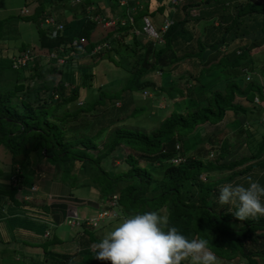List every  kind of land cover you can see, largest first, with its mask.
Wrapping results in <instances>:
<instances>
[{"label": "trees", "instance_id": "obj_1", "mask_svg": "<svg viewBox=\"0 0 264 264\" xmlns=\"http://www.w3.org/2000/svg\"><path fill=\"white\" fill-rule=\"evenodd\" d=\"M64 1L38 0L33 13L30 10L28 14L18 16L21 20H33L36 23L39 50H35L38 53L35 54V61L30 60L25 67L20 68H26L29 74L19 76V69L14 68L15 75L12 79H7L8 86L0 83V148L2 153L9 157L4 163L0 161V176L7 173V179L14 181V184L13 181L9 183L8 189H0L1 208L5 205V198L14 210L25 207L22 205L24 203L16 199L15 193L24 179L22 168L33 153L39 157L38 163L40 160H46L52 163L49 166L51 169L58 171L59 176L54 177L53 183L57 178L61 179V184L73 178L76 182L84 181L83 185L96 186L106 192L101 195L103 198H98L107 210L118 207L119 212L121 210L127 215L156 211L167 218L168 226H175L189 239L208 240L209 247L217 259L224 260L221 264H234V259L241 264H264V216L240 220L233 214L236 204L233 207L230 204L221 205L217 200L219 189L226 183L247 186L249 178L259 183L264 182V157L255 163L235 169L246 161L264 155V133L260 135L261 142L258 143L254 154L238 159L232 158L229 153L204 161V153L191 158L188 155L185 157L180 151L186 136L203 124H217L228 110L236 114L243 112V116L235 118L234 121L235 126H243L248 121L247 111L240 101L235 102L236 97L254 105L262 104L261 110L263 109L264 69H258L257 75L252 74L256 68L251 66L253 62L249 59V51L261 43L264 44V0H186L187 2L180 6L181 9L176 7L174 13L167 16L171 18L172 23L163 32L161 42L152 39L141 42L143 36L140 37L133 31L135 27H140L144 16L152 18L151 15H155V11L162 13L165 10L160 6L155 11H150V0H126L124 4H120L119 0H102L107 6L113 7L109 17L116 16L127 20L124 25L117 22L110 26L111 30L106 31L102 38L97 37L104 25L92 21L88 15L103 16L96 1L74 2L76 9L72 22L66 26V21H63V29L56 37H51L52 27L45 29L41 26L44 19L51 16L45 6L47 3ZM88 6L92 8L88 10ZM192 9H197L194 16L190 15ZM181 11L184 12L182 17ZM128 13L135 19L133 24L128 22ZM11 20L4 22L5 27L1 23L0 40L7 41ZM190 21H206L208 24L205 35L195 39L196 51L189 49L194 38L187 29ZM253 34L255 37L249 45L244 44L236 49L227 48L233 37ZM127 35L136 48L129 47L124 41ZM74 38H84V41L71 46ZM222 47L226 49L221 50ZM34 48L29 47V51L34 53ZM18 49L25 50L27 46ZM51 51L63 57L64 63L58 64L48 57V62L42 63L40 56H47ZM0 53L1 72L6 66L11 67L12 56L8 57V53L1 48ZM20 53H13V57L19 56ZM104 55L108 62L124 69L128 75L124 76L119 84L112 80L116 78H109L106 83L110 85L104 87L103 83L97 82L98 91L92 100L76 106L74 110L59 112L62 106L76 103L78 98L84 99L87 84L90 87L93 80H98V68L108 73L101 67ZM182 63L198 67L196 76L191 80L193 85L186 93L184 81L170 80L166 95L183 98L185 111H178V104L174 102L173 107L166 110L165 116L153 129L146 131L138 127L119 126L109 132L102 142L96 139L107 127L103 126L91 133L83 123L76 126L79 121L90 115L100 118V115L106 116L108 112L109 115L110 112L121 113L132 104L136 91L143 94L155 87L150 81L143 83L141 77L155 71H172ZM216 69H221L228 77L209 87L201 83L207 72ZM247 73L252 74L249 81H246ZM188 80L190 78L185 79V82ZM161 88L155 96L162 92ZM56 93L58 98H54ZM118 102L120 105L116 106ZM145 111L146 106L141 105L135 107L130 116H139ZM98 121L102 123L103 119ZM249 121L251 124L256 122L253 118ZM258 126L261 127L260 124ZM244 129L251 140L254 136L251 127L244 126ZM99 144L103 150L97 149ZM120 145L130 150L127 157H124L127 167L111 174L102 166L101 161L113 154ZM178 152L185 159L174 164L170 160ZM211 153L213 155V152ZM117 157L118 155H114V158ZM3 166L8 167V171L3 169ZM251 170L257 172L251 175ZM259 170L262 172L260 176ZM202 174L204 178H201ZM238 180L240 181L237 183ZM113 196L114 204L108 205L107 200H112ZM82 199L74 198L70 193L69 197L61 200L59 204L65 208L63 220L67 221L73 217L68 214L69 202L73 205L96 202L92 199ZM58 200L55 199L50 205L57 204ZM1 208L0 217L3 216ZM48 208L49 206L43 210L47 213ZM120 214L117 212L116 218ZM16 222L12 225L9 223L12 230L16 228ZM45 223L47 224V221ZM31 225L28 223L26 226ZM77 227L81 234L62 240L50 234V230L45 226L48 235L37 245L42 247L46 257L35 264H111L110 261L94 257L95 244L104 238L98 232L101 226H88L86 221L82 220ZM12 235L20 238L18 234ZM53 240L63 243L64 246L72 244L77 248V252H52L49 246L55 244ZM10 253L13 254L14 251Z\"/></svg>", "mask_w": 264, "mask_h": 264}, {"label": "rangeland", "instance_id": "obj_2", "mask_svg": "<svg viewBox=\"0 0 264 264\" xmlns=\"http://www.w3.org/2000/svg\"><path fill=\"white\" fill-rule=\"evenodd\" d=\"M74 0H65L64 2L60 3H52V4H46L45 9L48 11L52 17H55L63 23V21H66V26L69 25V23L72 22L73 20V15L75 14V6L76 4L73 3ZM96 5L102 10V15L103 17L111 16V8L107 6L102 0H95ZM119 1H126V0H119ZM141 1V0H137ZM231 1V0H230ZM179 2V4H175ZM186 0H150V5L149 9L150 11H155L157 7L163 6L165 10H163L162 13H158L155 11V15H151L152 18L149 17V19H152V23L154 27L156 28L157 31L160 32V28L164 24L165 17L171 15L174 13L175 8L177 7L178 9H181V5L183 3H186ZM141 3V2H140ZM38 4V0H0V26L1 23L5 27V23L12 19L9 22V28H8V38L7 41L0 40V48L8 53V57L12 56L11 59V67L8 68H3V71L0 72V83L4 86H8V80L7 79H12L15 75V69H19L18 74L19 76H26L29 74V72L26 70V68L20 69L22 67H25L26 65L14 67V59L17 56L13 57V53H18L19 51L22 52V50H19L18 47H24L27 46V49L35 47L34 48V53L30 52V59L32 58L33 61H35V54H38L36 51L39 50L37 47L39 43V37H38V30H37V25L33 20H21L19 19L18 16H22L20 14V9L22 7H27L31 11L34 9V6ZM94 7V6H93ZM160 12V11H159ZM33 13V11H32ZM20 14V15H19ZM25 14V13H24ZM197 14V9H192L190 12V15H196ZM184 15V12L181 11V17ZM18 17V18H17ZM169 18V17H168ZM18 19V20H17ZM171 19V18H170ZM215 21V19L213 20ZM5 22V23H4ZM209 23V22H208ZM217 21L214 22L216 24ZM207 22L206 21H200V22H194L190 21L187 25V29L194 35L193 40L191 41L190 44V50H197V45H196V37L199 36H204L205 33L207 32L206 27H207ZM113 25H108V26H103L102 27V32L101 34L97 37H103ZM45 27V25H43ZM111 30V29H110ZM140 36V35H138ZM143 36V35H141ZM140 36V37H141ZM255 37V35H250V36H240V37H233L232 42L227 46L229 49H236V47H240L244 44L249 45L252 42V39ZM141 42H145L150 40L149 38L143 36L141 39ZM124 41L127 42L129 47L136 48L135 45L132 42V39L130 38L129 35H127L124 39ZM159 43V42H158ZM157 43V46L159 44ZM262 44V45H261ZM257 45L255 48L251 49L249 51V59L253 62L251 64L252 67L256 68V71L252 72V74H256L258 72V69H264V44L261 43ZM36 50V51H35ZM222 50V49H221ZM1 54V53H0ZM107 55V54H106ZM106 55L103 56V60H101V67L105 70H107L108 73H104L102 69L97 70L96 76L98 80H93V83L90 85L87 84L85 88V94H84V99L83 98H78L77 102L69 104V105H64L60 108L59 112L66 111V110H74L76 106L78 105H84L86 102L92 100L95 97V94H97V82L103 83L104 86L110 85L109 83H106V81L109 78H116L112 79L114 80V83L119 84V81L124 79V76L128 75V72H126L124 69L115 67L113 64L107 61ZM3 56V55H2ZM46 54L40 56V60L43 62H48L47 57H45ZM45 58V61H44ZM1 59V57H0ZM120 60L122 57L119 58ZM47 68H50V66H46ZM198 68V67H197ZM197 68L192 67L191 65H188L187 63H182L179 65L177 68H175L172 71L168 72H161V71H155L151 72L147 75H144L142 78V82L144 83L145 81H150L152 84L155 85V87L152 90H147V92L141 94L139 91L135 92L134 98L132 101V104H130L124 111L121 113H111L109 115V112L106 113V116H99L100 118H96V116H91L82 119L81 121L78 122L79 126L81 123H83L90 131L91 133H95L98 131L101 127L105 126L107 129L103 132V134L96 139L98 142H102L105 140V137L108 135L109 132L113 131L119 126H126V127H138V128H143L146 131H149L153 129L154 127L157 126L158 122L162 120V118L165 116V112L168 109H171L173 107V103H177L178 105L176 106L178 111H185V102L183 98L178 99L179 96H176L173 98L172 96L166 95L167 89L170 87V80H176L177 82H183L185 85V91L187 93V90H189L190 86L193 85V82L191 80L196 76L197 74ZM111 69V71L109 70ZM82 72V70H81ZM182 73V74H181ZM181 74V75H180ZM249 73V77H246V81H249L248 78L251 77L252 75ZM183 75H186L185 77ZM170 76V77H167ZM182 77V78H181ZM225 77H228L227 73L223 72L221 69H216L210 72H207L202 79L201 83H203L205 86L209 87L211 85L217 84L218 81L223 80ZM259 77V75H258ZM188 82H185V79H189ZM261 79V77H260ZM111 80V81H112ZM89 82V81H88ZM174 84V83H173ZM1 85V86H2ZM42 85V84H41ZM160 87H162V92L155 96V93H157L160 90ZM115 86H113V89ZM198 90V88L196 89ZM83 93V91H82ZM116 94L114 93V96ZM245 107V110L247 111V120L245 124L242 126H235L234 121L235 118L239 119V117L243 116V112L235 113L233 111H229L226 113L224 118L219 121L217 124H203L199 127L196 128V130L186 136L184 138V143L182 144L183 147L180 148V151H182L185 154V157L188 155L191 158H195L198 156L199 153H204V161L209 159H215L219 155L224 154H231L232 158H241L243 156H247L250 154H254V152L257 149V145L259 142H261V134L264 133V107L261 110L262 104H253L251 102L244 101L241 97H236L235 102H239ZM120 102L116 104V106L120 105ZM141 105L146 106V111L142 113L139 116H134L131 117L130 113L135 107H140ZM175 108V107H174ZM251 110L250 112H248ZM154 112L156 114L154 115ZM152 114V115H151ZM238 115V116H237ZM102 117V118H101ZM159 117V118H158ZM84 118V117H83ZM250 118L254 121L253 124L250 123ZM98 119H103L102 123L98 121ZM114 121V122H113ZM116 121V122H115ZM113 123L112 125H110ZM258 124L261 125V127L258 126ZM244 126L251 127V131L254 133L253 140L248 139V132L245 131ZM255 139V140H254ZM98 150H103V147L101 144H99ZM201 150V152H200ZM130 150L126 148L124 145H120L118 149L113 151L110 156H106L102 161V166L105 169H108L111 174L114 172L117 173L119 171L125 170L127 167L126 162L124 161V157H127V154ZM211 152H213V155L211 156ZM114 155H118L117 158H114ZM264 157L261 156L259 158H256L254 160H249L246 161L245 163L237 166L235 169L238 170L239 168H242L246 166L247 164L250 163H255L258 160H261ZM8 155H5L2 153V148H0V161L6 162L8 160ZM39 160V157L35 154H31L28 162L24 165L22 168L23 174H24V179L20 184L18 185L17 191L15 193V197L18 201H21L24 209L30 210V212H40V207L44 205L45 203H49L51 201H55V199H59V197H56L55 195L52 194H46L44 191V186L50 184L52 181H55V176L59 173L58 171L51 169L49 166L52 163H48L46 160H40L39 163L37 162ZM4 165V164H3ZM8 167L3 166V169H7ZM158 169V167H155ZM8 171V169H7ZM252 171V170H251ZM249 172L251 175L255 174L257 171H252ZM227 172V171H226ZM264 173V172H263ZM9 174V173H8ZM262 172L259 170L258 175L260 176ZM157 175V174H156ZM59 176V175H57ZM8 175L7 173L0 176V189L5 190L9 188V183H12V179H7ZM54 178V179H53ZM201 178H204V175L202 174ZM61 179L57 178L56 182L57 184H60ZM81 182H76L73 178H70L66 180L63 184L70 190L72 196L74 198H83L82 200L86 199H92L98 202V205L100 206L99 209L104 208L103 203L101 202V199L98 197H101L103 193H106L104 191H101L99 188L96 186H88V185H83L82 180ZM240 180L237 181V183ZM14 184V181H13ZM262 186H264V182H260ZM235 185V184H234ZM100 190V191H99ZM54 196V197H53ZM103 198V197H101ZM264 198H262L263 200ZM6 202L5 205L0 206L3 212V216L0 217V236L5 237V235H12L10 234V225L6 226L7 221L3 220L1 222V218L3 217H8L7 215V206L11 208V205L9 204V200L5 198ZM109 200V199H108ZM49 201V202H48ZM112 202V201H111ZM113 203V202H112ZM107 204L109 202L107 201ZM69 205H72L71 202H69ZM231 207H233L235 204H230ZM4 208V209H3ZM21 209L17 211V214H21ZM110 209V208H109ZM110 214L103 218V219H98L96 220L94 215L91 217L86 218L85 220L91 221L87 223L88 226L92 227H100L99 229V234H101L103 237H105L112 228H114L121 219L125 215H127L125 212L122 213L118 207H113L110 209ZM45 212V211H44ZM117 212L120 214L119 217L116 218ZM164 214V213H163ZM22 215V214H21ZM115 217V218H114ZM113 220H112V219ZM38 222V220H37ZM47 229L50 230V232H54L56 230V234L60 235L63 238H71L78 236V234H81V231H77L78 225L76 223H68L66 220H62L59 225H56L57 229H54L52 227V224L47 221V224L45 225ZM40 227V226H39ZM12 233L14 232L16 235L21 234L22 236V230L18 228V226L14 229V231H11ZM11 237V236H10ZM102 238V237H101ZM26 239V238H22ZM30 241H37V240H30ZM36 243V242H34ZM13 242L9 244L1 243L0 242V257L1 256H7L6 254H3V252L6 253L8 249H13L15 250L14 258L15 261H11L13 263L11 264H23V256H25L24 253H26L28 256L38 258L41 257V250L38 249L35 244H25V243H19L15 245V248H12ZM69 244L64 246L63 244H57V245H52V248H55L58 252H71V253H76L77 248H75L74 245ZM32 246V247H31ZM24 252V253H23ZM2 253V254H1ZM27 256V257H28ZM13 258V259H14ZM191 264L190 261H186ZM224 260H219L217 259V264L223 263ZM234 264H241L237 259H234L233 261ZM2 264H4L2 262Z\"/></svg>", "mask_w": 264, "mask_h": 264}, {"label": "clouds", "instance_id": "obj_3", "mask_svg": "<svg viewBox=\"0 0 264 264\" xmlns=\"http://www.w3.org/2000/svg\"><path fill=\"white\" fill-rule=\"evenodd\" d=\"M141 27L142 23L133 31L141 30ZM262 198L264 186L249 178L247 186L224 184L219 189L217 200L221 205L236 204L234 216L245 220L264 216ZM94 247V257L111 264H184L186 261L217 264V256L209 247L208 240L189 239L175 226H168L167 218L156 211L124 216Z\"/></svg>", "mask_w": 264, "mask_h": 264}, {"label": "crops", "instance_id": "obj_4", "mask_svg": "<svg viewBox=\"0 0 264 264\" xmlns=\"http://www.w3.org/2000/svg\"><path fill=\"white\" fill-rule=\"evenodd\" d=\"M114 17H116V16H114ZM54 18L57 21H59L56 18V16ZM165 18H167V17H165ZM59 22H61V21H59ZM140 25H141V23H140ZM47 28L48 27H45V29H47ZM44 191L46 192V194L50 193L52 195H55L56 197H59V200L56 201L57 204H54L53 206H51L50 204L53 203L54 201H51V202L48 201L49 203H47V204L45 203L44 205H42V207H40V212H37V213L30 212V210H26V209L22 208V211H21L22 215L16 213L19 210H14L15 208L13 209L12 207L10 208L9 205L7 206V208H8V210H7L8 215L7 216L8 217L1 218L2 219L1 222L6 219L5 221L8 222V223H6V226H7V225H9V223H10V225H12V223H14V221L15 222L17 221L15 223L16 227L18 226V228H20L22 230L23 234H22V236H20L21 234L19 233L18 236L20 238H18V239H17V237L15 238L13 235H5V237L0 236V242L1 243L9 244V243L13 242L14 244H13L12 248H15V245H17L19 243H25V244L30 243V244L37 245V243L42 242L45 238V232H46L45 221L52 223V227L54 229H57L56 225L57 226L59 225V223L63 220L64 215H65V213H64L65 208H63L59 203L61 202V200H63L64 197H69L71 192L63 183L57 184V183H53V182L44 186ZM92 201H94V200H92ZM96 202H95V204L93 202H91V203L90 202L89 203L84 202V203H80V204H76V205H73V204L68 205V208H69L68 214L76 215V216L81 217V218L91 217L92 215H94V213L100 207L99 205H97L98 202L97 203ZM43 206H44V208H43ZM47 206H49L48 211H47V213L45 212V214H44L43 209L47 208ZM41 208H43V209H41ZM12 213H14V215H12ZM28 215H31V216L28 217ZM19 216L22 218H20ZM11 217H13V219H11ZM15 219H17V220H15ZM37 220H38V222H37ZM28 223H30L32 225L30 227H27L26 225ZM14 229L15 228H13V230ZM11 231H12V227H10V234H12ZM50 234H54L58 239H62V240H68L69 239V238H63L60 235H57L56 230L54 232L51 231ZM22 238H26V239H23L24 241H22L21 240ZM32 239L37 240V241H30ZM56 241L57 240L54 241L55 242L54 245H57L58 243L63 244L61 242H56ZM34 242H36V243H34ZM51 246H49V249L52 252H58L57 250H55V248H52ZM36 247L41 250V257L34 258L31 256H28L26 253L23 252L25 254V256H23V258H22L23 264H35L36 262L45 259L46 256L43 255L42 247H39L38 245ZM11 251L15 252V250H13V249H8V251H6V253L3 252L7 256L0 257V264H2V262L4 264H11V263H13L11 261H15V258H14L15 254L14 253L11 254L10 253Z\"/></svg>", "mask_w": 264, "mask_h": 264}, {"label": "built area", "instance_id": "obj_5", "mask_svg": "<svg viewBox=\"0 0 264 264\" xmlns=\"http://www.w3.org/2000/svg\"><path fill=\"white\" fill-rule=\"evenodd\" d=\"M81 0H74V2H80ZM125 2L124 1H120V4H124ZM176 4V2H175ZM92 7L91 6H88V10L91 9ZM30 12V9H28L27 7H22L20 9V14H28ZM89 19H91L92 21L96 22V23H102L104 26H108V25H114V24H117V22H119L120 24L124 25L127 23V20L125 18H119V17H109V18H105L103 16H101L100 14H89ZM128 22L130 24H133L134 23V18H133V15H130L128 13ZM172 23V20L170 18H165V21H164V24L162 25V27L160 28V32L156 30V28L154 27L152 21L144 16L143 17V22H142V27H141V30H134L135 33L137 34H143L145 35L147 38L149 39H152V40H158V41H162V34L163 32L167 29V27ZM43 25H45V27H52L50 29V36L51 37H56L57 34L59 33L60 30L63 29V23L62 22H59L57 21L54 17L52 16H48L44 19L43 23L41 24V26L43 27ZM44 27V28H45ZM84 41V38H80V39H76L74 38L70 45L71 46H75L77 45L79 42H83ZM223 50L225 48H222ZM237 53H239V51H237ZM49 59H52V60H55L58 64H62L64 63V58L61 57V56H58V54H56V52H49L47 54V56ZM32 60V58L30 59V51L29 49H25L23 50L19 56L15 57L14 61V67H18V66H22V65H26V63L28 61ZM247 76L249 77V73H247ZM246 76V77H247ZM249 79V78H248ZM54 98H58V94H54ZM256 101H258L256 99ZM212 155V153H211ZM185 157L182 156V154H180L179 152L171 158V162L176 164V163H180L181 161H184ZM114 199H115V196H113L112 200H107L109 202L110 205H113L114 204ZM113 203H112V202ZM110 214V210H107L106 208H102V209H98V211L96 212V215L94 217H96L95 219L98 220V219H103L105 217H107L108 215ZM86 218H81V217H78L76 215H73V217L71 218H68L66 222L68 223H72V226L74 223H76L78 226L80 225V222L82 220H85ZM108 219V217H107ZM86 221V220H85ZM91 221H89V219L86 221V223H90ZM48 235V231L45 232V236Z\"/></svg>", "mask_w": 264, "mask_h": 264}]
</instances>
